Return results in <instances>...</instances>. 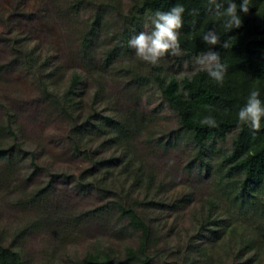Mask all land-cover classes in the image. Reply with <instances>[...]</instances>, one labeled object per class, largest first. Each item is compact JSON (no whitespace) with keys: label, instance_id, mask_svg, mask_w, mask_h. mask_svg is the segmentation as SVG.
Here are the masks:
<instances>
[{"label":"rangeland","instance_id":"obj_1","mask_svg":"<svg viewBox=\"0 0 264 264\" xmlns=\"http://www.w3.org/2000/svg\"><path fill=\"white\" fill-rule=\"evenodd\" d=\"M100 2L106 6L90 4L72 10L65 5L68 0H0V68H4L0 72V122L5 121L4 106L12 117V126L22 149L36 156V167L28 159L21 160L13 178L0 186L3 245L10 246L16 241L13 246L21 252L24 264H78L96 244L103 249L111 248L122 257V248L135 245L136 239L132 232L119 236L117 232L124 229L126 223L120 222L117 227L115 219L107 225L92 221L84 229L72 232L78 241L65 248L48 228L19 234L35 220V213L79 216L124 198L127 202L143 203L136 211L150 228L153 245L150 253L155 255L152 264H182L186 251L194 242L203 245L210 240L209 237L200 240L198 233L201 217L208 212V201L213 198H219L221 203L219 210L223 215L217 225L219 231L236 229L245 233L246 228H242L239 216L234 214L238 210L217 195L211 177L207 178L199 163L194 161L192 144L164 145L172 139L170 132L177 127V119L163 104L157 87L151 84L139 102L130 101L123 90L131 78L118 71L122 62L116 59L106 68L103 66L105 55L119 40L122 19L130 23L132 38L140 31L150 30L151 18L135 13L136 24H133L129 19L131 0ZM57 9L62 18L67 15L68 24L59 19ZM97 15L101 17L102 25L91 38V46L83 50L80 31ZM19 50L34 59L31 68L24 65L28 59L24 63ZM82 51H87L88 55L78 59ZM128 62L138 66L142 73L149 71L150 64L136 57L133 49ZM158 64L167 74L177 78L189 76L199 69L195 59L190 63L183 61L178 66L177 61L165 57ZM56 68L59 69L56 71ZM73 72L81 77L82 83L75 95L65 99ZM49 80L54 84L48 86V90L61 102L75 98L82 103L83 119L89 114L92 103L103 116L117 118L133 110L152 115V129L147 126L144 133L135 138L136 159L143 162L154 177L147 197L166 207L149 206L145 192L131 191L132 180L121 173L120 159L124 154L116 145L103 144L105 138L97 136L84 140L91 161L72 151L68 139L73 123L44 99L43 84H50ZM230 146V136L218 145L222 149ZM112 157L118 158L113 165L105 169L96 165L98 161H108ZM2 170L0 160V173ZM102 170L108 173L103 181ZM87 173L92 178L87 177L83 185L82 179ZM47 186L42 194V209L36 208L38 202L26 203L25 208L18 206L19 202ZM61 228H64L62 232L67 230L64 225ZM227 241L226 235L222 240L217 239L212 252L214 264H251L247 260L254 253L237 256V249L231 251L232 245L229 247ZM259 258L264 260V250Z\"/></svg>","mask_w":264,"mask_h":264},{"label":"trees","instance_id":"obj_2","mask_svg":"<svg viewBox=\"0 0 264 264\" xmlns=\"http://www.w3.org/2000/svg\"><path fill=\"white\" fill-rule=\"evenodd\" d=\"M100 1L68 0L69 3L65 5L72 10L90 4L106 6ZM102 1L108 4L113 2V0ZM239 2L240 0H237V3ZM177 3L182 4L186 9L184 26L179 37L182 55L166 57L177 61L178 66L183 61L192 62L202 51L208 50L201 41L202 34L207 29L216 28L220 35V43L212 50L220 54L222 63L226 65L227 70L222 82L210 80L206 72L199 69L189 76L177 78L175 75L167 74L160 64H150L148 73H142L138 66L135 67L128 62L132 52L128 47L132 28L130 23H126L123 19L122 28L118 32L119 40L105 55L103 66L106 68L107 64L116 59L122 62L118 71L131 78L123 90V94L130 101L139 102L149 91L151 84L157 87L163 104L177 119V127L170 132L172 139L166 141L164 145L186 142L192 144L194 161L199 163L207 178L211 177L217 195L221 196L227 205L238 210L234 214L239 216L238 220L242 228H246L245 233H239L240 230L236 229L225 230L226 227L224 233L219 231L217 225L223 214L220 213L221 209L219 210L221 204L219 198H213L208 201V212L201 217L198 233L200 240H205L207 237L210 240L203 245H196L194 242L186 251L182 264H214L212 252L215 243L217 239L222 240L224 235L228 238L227 245L229 247L232 245L230 250L236 252L237 249V256L254 253L247 263L264 264V260L259 258L260 252L264 250V121L261 122L259 130L253 131L241 125L237 118V113L251 90L258 89L261 93L260 98L264 100V0H249V12L246 15L240 13L241 27L228 32L221 19L209 13V0H131L129 19L136 24L135 13L151 18L155 12L167 11ZM56 13L59 14L60 20L68 24L67 15L62 18L58 9ZM118 15L120 16V13ZM100 25H102L101 17L97 15L84 30L80 31L83 50L91 46V38ZM227 41L229 47L223 48L222 45ZM18 53L24 58V63L28 59L24 65L31 68L34 59L21 50ZM87 55V51H82L78 59ZM3 69L1 67L0 72ZM57 69L59 68L55 70ZM52 75H49L50 79ZM49 82L50 84H43L44 99L49 106L73 123L74 128L68 139L72 151L91 161L84 140L97 136L105 138L103 144L116 145L124 154V158L120 159L123 164L121 173L132 180L131 191L145 192L147 197L151 192L154 177L144 163L136 159L138 151L135 138L137 135H142L147 126H151L152 129V115L133 110L117 118L103 116L92 103L89 114L83 119L82 103L75 98L61 102L55 93L48 90V86L54 84L51 80ZM81 83V77L73 72L65 99L75 95ZM2 109L5 112V121L0 122V160L3 166L0 186H4L13 178L14 170L21 160L28 159L30 164L36 167L35 154L22 149L12 126V117L4 106ZM208 115L215 118V127L201 123L203 117ZM228 136L231 137L230 148L218 147ZM117 159L112 157L108 161H98L96 165H102L105 169L113 165ZM102 175V181L106 180L107 171H103ZM87 177L92 178L90 173H87L81 184H86ZM93 180L97 183L95 179ZM47 188L48 186L35 195L25 198V201L19 202L18 206L25 208L26 203L38 202L36 208L42 209L41 202H44L42 194ZM146 200L149 206L166 207L165 204L153 199ZM142 204L136 200L127 202L124 198H118L105 207L79 216L69 213L60 215L35 213V220L19 236L24 235L28 230L48 228L65 248L68 244L78 241L77 237L73 236L74 231L84 229L92 221L107 225L108 221L115 219L117 227L120 222L126 223V227L117 234L124 237L128 232L134 233L135 245L124 246L122 257H119L111 248L103 249L96 244L86 252L78 264H152L155 255L150 253L153 246L150 228L146 220L136 211V207ZM63 225L67 229L64 232L61 231L64 229L61 228ZM67 231L73 233L69 235ZM15 243L16 241H13L10 246L3 245V236L0 234V264H24L21 252L13 246Z\"/></svg>","mask_w":264,"mask_h":264},{"label":"clouds","instance_id":"obj_3","mask_svg":"<svg viewBox=\"0 0 264 264\" xmlns=\"http://www.w3.org/2000/svg\"><path fill=\"white\" fill-rule=\"evenodd\" d=\"M209 13L221 19L225 29L231 31L239 29L242 25L240 13L249 12V0H209ZM185 7L177 3L167 11H157L151 17V28L140 31L128 41V47L134 50L135 56L142 61L156 65L166 56L177 57L182 55L180 45L181 29L184 26ZM202 43L208 49L202 51L195 63L199 70L206 72L208 78L220 83L226 73V65L222 63L219 53L213 51L220 43V35L216 28L207 29L201 36ZM229 47L228 41L222 45ZM258 89L249 92L244 105L237 113L238 121L253 131L259 130L264 121V100L260 98ZM201 123L209 127L216 126V120L211 115L203 117Z\"/></svg>","mask_w":264,"mask_h":264}]
</instances>
